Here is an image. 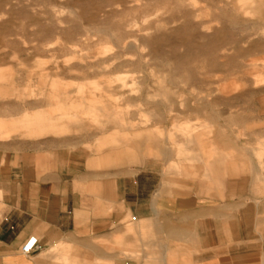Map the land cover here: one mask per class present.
<instances>
[{"label":"rangeland","instance_id":"374dc122","mask_svg":"<svg viewBox=\"0 0 264 264\" xmlns=\"http://www.w3.org/2000/svg\"><path fill=\"white\" fill-rule=\"evenodd\" d=\"M77 149L111 181L152 165L160 194H263L264 0H0L15 208L36 213L41 159Z\"/></svg>","mask_w":264,"mask_h":264},{"label":"crops","instance_id":"0c3cea01","mask_svg":"<svg viewBox=\"0 0 264 264\" xmlns=\"http://www.w3.org/2000/svg\"><path fill=\"white\" fill-rule=\"evenodd\" d=\"M212 158L206 172H216ZM89 161L78 149L68 161L41 159V208L31 214L14 204L31 182L15 186L11 155L0 151V264H52L49 252L61 244L71 264H264V192L160 194L152 165L135 180L111 181ZM261 167L264 182V157ZM36 232L37 249L25 253Z\"/></svg>","mask_w":264,"mask_h":264},{"label":"built area","instance_id":"2783aa9c","mask_svg":"<svg viewBox=\"0 0 264 264\" xmlns=\"http://www.w3.org/2000/svg\"><path fill=\"white\" fill-rule=\"evenodd\" d=\"M38 240L36 238H31L26 244H24L22 250L25 253H31L37 249Z\"/></svg>","mask_w":264,"mask_h":264}]
</instances>
